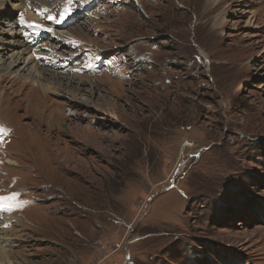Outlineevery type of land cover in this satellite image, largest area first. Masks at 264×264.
Instances as JSON below:
<instances>
[{"label": "rangeland", "instance_id": "374dc122", "mask_svg": "<svg viewBox=\"0 0 264 264\" xmlns=\"http://www.w3.org/2000/svg\"><path fill=\"white\" fill-rule=\"evenodd\" d=\"M13 7L52 40L18 48ZM67 7L0 0V71L58 88L18 87L16 111L0 85L16 263L264 264V0H73L58 23Z\"/></svg>", "mask_w": 264, "mask_h": 264}, {"label": "bare ground", "instance_id": "6f19581e", "mask_svg": "<svg viewBox=\"0 0 264 264\" xmlns=\"http://www.w3.org/2000/svg\"><path fill=\"white\" fill-rule=\"evenodd\" d=\"M37 32H38V34H42V29L38 30ZM49 39L52 40L51 38H49ZM2 42H4V41L2 39H0V45L2 44ZM13 44L15 45V42ZM19 47H24V50H27L31 46H28L25 42H24V44H23V42H21V45H19L18 48ZM33 49L37 50V48H35V47ZM26 66H28V65H26ZM32 66L33 67H31L32 68L31 71H35V70L38 71L39 68H38L37 63L33 64ZM6 73H10V71L9 72H5V71L1 72L0 71V85H3L5 87L4 97L8 101H10V105H13L15 107L16 111H19L20 109L28 110V106H29V103L27 105H23L20 102L22 97H20V91L18 90V87L22 88L25 91V93L23 92L24 96H26L28 98H30L31 96L37 95V96H41V98H45L48 100L52 99L55 95L56 90H58V88L54 84H52L53 81L51 82V81H46L45 79H43L44 75L36 78V75L31 74V73H29V77H27V76L24 77V76H22V74H17L16 72H11L12 76L10 74L8 76H6L5 75ZM16 78H20V80L16 79ZM24 80H26L27 83H25ZM28 82H32L34 85L33 86L30 85V84H28ZM18 84H19V86H18ZM14 94H17L18 101H11L12 100L11 97ZM75 107L76 106L72 103V104H69L65 108L68 111H73V109H74V112H76L79 109H78V107H77V109ZM79 112H80V110H79ZM77 114H80V113H77ZM8 249H9L8 241L7 240H4V241L0 240V264H17L15 252L9 251Z\"/></svg>", "mask_w": 264, "mask_h": 264}, {"label": "snow or ice", "instance_id": "6c2138e0", "mask_svg": "<svg viewBox=\"0 0 264 264\" xmlns=\"http://www.w3.org/2000/svg\"><path fill=\"white\" fill-rule=\"evenodd\" d=\"M73 2V0H69V7L65 8L61 13H60V17L59 20L57 21L58 23H63L65 21V19L71 14V3ZM39 11V10H38ZM45 12H47V9H44ZM48 20H56L55 16L49 15L47 17ZM20 23H25V20L23 18V16L20 17ZM29 27H34V28H41L43 29V25L40 24H36V23H32L29 25ZM4 129L2 127H0V132H3ZM18 196V193H12L11 196H0V211H11L13 210V206L6 204V201H13L15 200V198Z\"/></svg>", "mask_w": 264, "mask_h": 264}, {"label": "trees", "instance_id": "16d2710c", "mask_svg": "<svg viewBox=\"0 0 264 264\" xmlns=\"http://www.w3.org/2000/svg\"><path fill=\"white\" fill-rule=\"evenodd\" d=\"M202 58V57H201ZM140 62L136 64V68L139 66ZM199 67H202V65H199ZM264 146V145H263Z\"/></svg>", "mask_w": 264, "mask_h": 264}, {"label": "clouds", "instance_id": "9594fccd", "mask_svg": "<svg viewBox=\"0 0 264 264\" xmlns=\"http://www.w3.org/2000/svg\"><path fill=\"white\" fill-rule=\"evenodd\" d=\"M1 191V190H0ZM13 211V210H12ZM2 215V214H1Z\"/></svg>", "mask_w": 264, "mask_h": 264}]
</instances>
